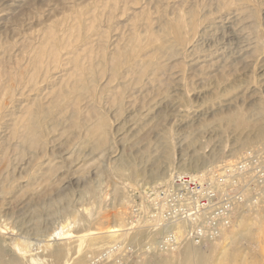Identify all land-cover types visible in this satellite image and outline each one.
<instances>
[{
	"label": "rangeland",
	"instance_id": "obj_1",
	"mask_svg": "<svg viewBox=\"0 0 264 264\" xmlns=\"http://www.w3.org/2000/svg\"><path fill=\"white\" fill-rule=\"evenodd\" d=\"M249 150L264 0H0V264H264V201L171 253L135 213Z\"/></svg>",
	"mask_w": 264,
	"mask_h": 264
},
{
	"label": "built area",
	"instance_id": "obj_2",
	"mask_svg": "<svg viewBox=\"0 0 264 264\" xmlns=\"http://www.w3.org/2000/svg\"><path fill=\"white\" fill-rule=\"evenodd\" d=\"M147 197L135 213L164 226L155 247L158 252L177 251L184 238L202 246L222 236L237 210L264 201V159L249 150L217 174H180ZM117 246L107 253L117 251Z\"/></svg>",
	"mask_w": 264,
	"mask_h": 264
},
{
	"label": "bare ground",
	"instance_id": "obj_3",
	"mask_svg": "<svg viewBox=\"0 0 264 264\" xmlns=\"http://www.w3.org/2000/svg\"><path fill=\"white\" fill-rule=\"evenodd\" d=\"M231 165V164H230ZM121 232H123V230L120 228V226H112L111 228H110V231H109V233L110 234H113V235H117V234H119V233H121ZM118 247V246H117ZM111 250V249H110ZM110 250H108V251H110ZM108 251H106V252H104V254L106 253V255H109L111 252H109V253H107ZM185 255V257H187L188 256V253H187V251L184 253ZM101 256H103V254L101 255ZM109 256H107V258H108Z\"/></svg>",
	"mask_w": 264,
	"mask_h": 264
}]
</instances>
